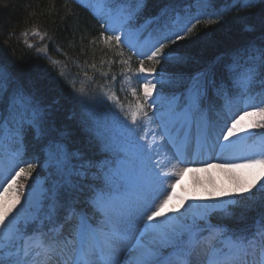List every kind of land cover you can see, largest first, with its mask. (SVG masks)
Instances as JSON below:
<instances>
[{
	"label": "snow or ice",
	"instance_id": "obj_1",
	"mask_svg": "<svg viewBox=\"0 0 264 264\" xmlns=\"http://www.w3.org/2000/svg\"><path fill=\"white\" fill-rule=\"evenodd\" d=\"M113 3L114 0H97L96 15L105 24L93 43L102 40L110 50H118L116 55L120 57L125 55V46L134 49L139 64L135 79L143 83L138 85L142 93L138 92L137 87H132L133 77L122 73L120 92L130 91L135 98L127 105L111 85L104 88V96L119 109L124 122H101L95 116L89 117L104 159L96 161L79 151L71 152L54 138L44 149L41 168L52 170L50 175L55 179L48 187L36 179L26 187L37 164L25 162L17 144L25 126L35 129L38 139L44 130L32 97L23 90H14L5 108V77L0 69V140L4 142L0 147L10 157L7 171L0 169V264H264V217L253 231L239 235L209 222L216 213L230 217L232 208L256 193L264 196V139L247 146V154L228 157L226 163H206L203 169L180 168L171 176L162 173L158 164L150 167L155 134L151 141L148 139L154 120L159 121L163 131L161 139L178 150L190 141L194 124L198 138L205 139L208 126L202 105L210 92L224 100L226 130L222 128L219 133L227 142L224 149L238 147L245 139L240 133L250 138L254 135L251 129L264 128V35L260 37V47L251 42L243 55L234 54L231 62L217 58L203 71L180 76L175 81L180 91L166 96L157 90V83L161 87L164 83L157 80V65L161 61L184 62V57L166 49L193 36L199 25L216 24L218 20L196 18L192 22V18L177 17L171 23L160 24L148 50L143 51L126 25L134 11L143 7L144 0H137V9L121 3L111 6ZM245 30L251 32L255 27L247 26ZM31 31L41 40L47 36L35 27ZM109 32L113 34L107 35ZM21 35L27 47H35L27 40V30ZM130 61L131 56L120 63L131 71ZM217 69L222 73L220 82ZM258 78L262 91L257 103L256 96L250 93ZM112 80H116L115 74ZM229 88L234 89L233 94H228ZM78 91L84 93L83 88ZM236 95L246 97L239 114L232 112ZM257 117L245 123L246 118ZM208 168L232 173L231 191H212L208 196L211 203L186 207L187 197L180 196V205L169 210L177 215H167L166 206L178 194L175 183L165 181L178 180L185 171ZM81 195H86L87 211L78 208Z\"/></svg>",
	"mask_w": 264,
	"mask_h": 264
},
{
	"label": "trees",
	"instance_id": "obj_2",
	"mask_svg": "<svg viewBox=\"0 0 264 264\" xmlns=\"http://www.w3.org/2000/svg\"><path fill=\"white\" fill-rule=\"evenodd\" d=\"M96 3L97 0H0V69L5 77V108L11 93L23 90L32 97L44 130L38 139L34 129L25 126L17 144L23 149V160L37 164L36 172L28 179L26 187L32 185L34 179L42 177L45 187H48L55 179L47 174L52 170L41 168L45 160L44 149L54 138L63 142L71 152L79 151L96 161L104 157L88 121L90 116H94V99L101 86L106 85L114 74L116 78L120 77L122 71L117 67L119 60L115 49L110 50L102 40L93 43L94 38L104 31L102 25L105 24L96 15ZM116 3L137 9V0H114L113 5ZM178 13H197L198 19L212 18L218 23L201 24L193 36L166 49V52L174 50V54L184 57V62L161 61L157 65V80L164 82L163 87L157 83V90L163 95L180 91L175 87L180 76L203 71L217 58L231 62L233 55H243V50L251 42H255L257 47L262 45L264 0H144L143 7L134 11L138 23L148 20L140 30L145 34L154 33L160 24L171 23ZM247 26H254L255 30L246 31ZM33 27L40 33L46 32L47 36L41 40L31 31ZM26 30L28 42L35 47L26 46L25 37L21 35ZM38 48L46 51L38 52ZM123 51L131 56L133 65L139 67L137 57L127 48ZM148 66L146 61L145 67ZM221 76L217 69L218 82ZM81 88L84 93L78 91ZM261 91L258 78L250 93L256 96L257 103ZM233 93L234 89L229 88L228 94ZM223 106V97L210 92L202 105L205 119L217 117V110ZM62 133L66 135L62 136ZM252 133L254 135L248 137L247 142L258 143L262 137L260 132ZM79 199V210L87 211L86 195ZM231 212L227 218L221 213L213 214L209 222L225 227L230 234L251 232L264 217V196L256 193L251 199L240 201Z\"/></svg>",
	"mask_w": 264,
	"mask_h": 264
},
{
	"label": "rangeland",
	"instance_id": "obj_3",
	"mask_svg": "<svg viewBox=\"0 0 264 264\" xmlns=\"http://www.w3.org/2000/svg\"><path fill=\"white\" fill-rule=\"evenodd\" d=\"M196 15V13H193L191 18L195 17ZM180 17L182 19H185V17ZM127 23L129 25L127 24L128 26H126L130 29L138 25L136 19H130ZM152 42L153 39L138 41L137 47L142 48L143 51H147ZM117 51L118 50H116V52ZM124 54L125 55L123 57L118 56L119 62L117 63V67H121L122 73L127 72L128 75L131 76V73H133L137 67L133 65L132 59L130 61L131 71L128 70L127 65L121 64L120 61L122 59H127V55H129L127 52H124ZM123 78L124 77L116 78L114 82L111 79L109 82L106 83V85H104L103 88L99 89V91L97 92V95L94 99H97L96 107L94 108L92 113H94V116L99 118L101 122L107 121L109 123L114 122L116 124L124 122V117L119 112V109L114 107L113 102L107 100V98L103 94L104 88H107L109 85L112 86L113 90L116 91L117 96L120 97L121 102H123L125 105H127L128 103L135 102V98L131 96L130 91L126 93L120 92L121 81H123ZM139 84V81L136 82L134 81V79L132 80V87H137L138 92L142 93V89L138 87ZM244 102L245 101H243V98L239 97V99L233 103L232 112L239 114V111L243 110ZM151 114L152 110L149 109V115ZM220 114L222 116V120H216L211 123L207 122L208 133L205 140L198 138L196 126L193 125L190 141L183 147L179 148V150L174 144L168 142L166 139H161V137L163 136V131L159 127V121L154 120L148 129L149 141L153 139V133L155 134L156 140V147L153 150L150 167H155L158 164L160 166L159 170L162 173H166L171 176L174 170L178 171L180 168L203 169L204 164L206 163L215 162L217 164H223L228 162L227 158L230 156H242L247 154V146H251L254 143H250L248 145V142L246 141L248 135L246 133H240V135L243 136L245 139L243 142H240L238 147H229L227 149L223 148V145H225L227 142L224 141L223 137L219 135V133L222 128L226 130V128H224L225 111L220 112ZM254 119H258V117L246 118L245 123H251ZM230 122V119L227 120V123ZM141 128L143 129V125H141ZM254 131H259L260 134L264 136V128L251 129V132ZM137 134L139 135L140 132H138ZM261 139L264 138L261 137L259 141ZM200 140L202 141V143ZM1 141L2 140H0V145L3 144L1 143ZM19 150L22 152L21 148H19ZM4 152V149L0 147L1 156L4 154ZM1 156L0 169H3L6 172L7 169L10 167V157L8 154L7 157L1 158ZM235 171L242 176L245 174L243 170ZM47 174L50 175V172H47ZM50 176L52 177V175ZM2 178V175H0V179ZM38 180L44 183V177ZM165 183H175V191L178 194L171 201H169L168 205L164 210L167 215L170 216L177 215V213L171 212L169 210L172 208H176L180 205V196L187 197V200L185 201V207L188 204L204 205L212 202L208 199L210 192L220 190L229 192L234 187L232 173L222 168H208L206 170L200 171H185L184 174L180 176L178 180L172 178L166 180ZM229 198L230 197L228 196L224 197V199ZM160 199H163V196H161ZM183 211L184 209L181 207L180 212Z\"/></svg>",
	"mask_w": 264,
	"mask_h": 264
}]
</instances>
